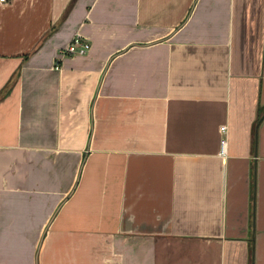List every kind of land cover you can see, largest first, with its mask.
<instances>
[{
	"label": "crops",
	"instance_id": "obj_1",
	"mask_svg": "<svg viewBox=\"0 0 264 264\" xmlns=\"http://www.w3.org/2000/svg\"><path fill=\"white\" fill-rule=\"evenodd\" d=\"M0 264H264V0L0 3Z\"/></svg>",
	"mask_w": 264,
	"mask_h": 264
},
{
	"label": "built area",
	"instance_id": "obj_2",
	"mask_svg": "<svg viewBox=\"0 0 264 264\" xmlns=\"http://www.w3.org/2000/svg\"><path fill=\"white\" fill-rule=\"evenodd\" d=\"M6 0H0V3ZM91 49L90 41L81 33L76 32L72 39L68 41L65 47L60 49V57H64L67 54H86ZM222 130L225 129V125L221 126ZM225 150V139L222 141V151Z\"/></svg>",
	"mask_w": 264,
	"mask_h": 264
},
{
	"label": "trees",
	"instance_id": "obj_3",
	"mask_svg": "<svg viewBox=\"0 0 264 264\" xmlns=\"http://www.w3.org/2000/svg\"><path fill=\"white\" fill-rule=\"evenodd\" d=\"M1 94H3V92Z\"/></svg>",
	"mask_w": 264,
	"mask_h": 264
}]
</instances>
